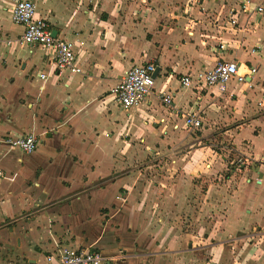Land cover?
I'll use <instances>...</instances> for the list:
<instances>
[{
    "label": "crops",
    "instance_id": "obj_1",
    "mask_svg": "<svg viewBox=\"0 0 264 264\" xmlns=\"http://www.w3.org/2000/svg\"><path fill=\"white\" fill-rule=\"evenodd\" d=\"M16 1L0 0V135L34 134L38 144L32 153L0 146V264H59L63 247H91L106 264H194L217 247L233 256L229 240L197 246L159 213L152 219L160 203L146 202L147 166L136 165L174 145L165 180L234 171V208L251 210L232 219H264V17L253 10L264 0L246 9L248 0H36L56 36L75 41L81 73L56 71L51 49L22 41ZM223 60L256 72L225 93L182 84ZM146 62L157 69L153 93L125 110L111 90ZM188 114L203 126L184 140L199 145L178 156Z\"/></svg>",
    "mask_w": 264,
    "mask_h": 264
},
{
    "label": "rangeland",
    "instance_id": "obj_2",
    "mask_svg": "<svg viewBox=\"0 0 264 264\" xmlns=\"http://www.w3.org/2000/svg\"><path fill=\"white\" fill-rule=\"evenodd\" d=\"M190 132L192 131H188L187 128L180 132L181 142L175 145L178 156H186L189 154L188 151L191 152L193 147L199 145L184 140ZM173 146L165 149L164 155H160L157 159L149 156L136 165L138 169L142 168L143 163L147 166L146 170L143 168L144 179L149 178L146 202L150 201L151 196L160 203L161 212L159 210L152 212L151 218L154 219L159 213V217L164 219L163 224L166 228L172 226L183 233L188 232L196 236L192 242L197 246L204 243L216 245L225 240L233 243V256L221 259L220 247H217L211 254L207 250L196 252L192 258L194 264H203L209 259H212L211 264H234V259L242 260L243 264H264V219H232L231 217L239 210L245 215L244 217H247L251 210L249 205L245 210L234 208L236 191L240 188L242 180L241 175H233L234 171H232L228 179L226 175L229 172L219 174L207 172L195 177L187 176L185 173L165 180L162 175L168 172L167 165L171 162L170 154H173L171 152ZM218 146L216 145L215 148L219 150ZM160 179L162 184L159 182ZM154 183L160 187L156 195L153 192ZM255 194L257 195L256 192Z\"/></svg>",
    "mask_w": 264,
    "mask_h": 264
},
{
    "label": "built area",
    "instance_id": "obj_3",
    "mask_svg": "<svg viewBox=\"0 0 264 264\" xmlns=\"http://www.w3.org/2000/svg\"><path fill=\"white\" fill-rule=\"evenodd\" d=\"M250 4L249 0L245 1L243 8L246 9ZM253 10L264 17V5L255 4ZM11 17L14 23L24 28L22 41L25 44L51 49L54 52L56 71L82 72L75 51V41L60 39L53 34L50 23L37 16L36 0H17L12 7ZM237 22V14L232 13L231 23L235 25ZM155 71L156 65L152 62L134 64L127 70L121 81L111 90L122 108L128 110L138 107L153 93L156 79ZM255 72L256 68L254 67H250L247 72H241L236 61L223 60L199 71L194 77L186 75L181 81L184 86L197 82L201 86L215 87L221 93H225L232 80H237L238 83H246L247 78ZM40 76L42 79H46L45 74ZM160 97L165 104L171 105V93L162 92ZM202 126L203 121L199 115L188 114L184 116L185 128L198 130ZM37 144L38 138L34 134L20 137L0 135V146L5 145L9 149H20L26 153H32L36 150ZM58 261L59 264H106V257L91 247L84 249L63 247L59 251Z\"/></svg>",
    "mask_w": 264,
    "mask_h": 264
},
{
    "label": "water",
    "instance_id": "obj_4",
    "mask_svg": "<svg viewBox=\"0 0 264 264\" xmlns=\"http://www.w3.org/2000/svg\"><path fill=\"white\" fill-rule=\"evenodd\" d=\"M53 34L56 36V33H55V31H53ZM156 71H157V69H156ZM156 71H155L154 75H156Z\"/></svg>",
    "mask_w": 264,
    "mask_h": 264
}]
</instances>
